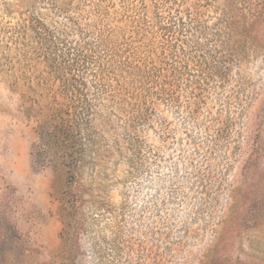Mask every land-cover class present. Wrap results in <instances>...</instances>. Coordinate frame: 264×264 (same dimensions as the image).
Masks as SVG:
<instances>
[{
  "label": "rangeland",
  "instance_id": "obj_1",
  "mask_svg": "<svg viewBox=\"0 0 264 264\" xmlns=\"http://www.w3.org/2000/svg\"><path fill=\"white\" fill-rule=\"evenodd\" d=\"M260 22L264 0H0V264H264ZM71 75L66 137L45 118Z\"/></svg>",
  "mask_w": 264,
  "mask_h": 264
},
{
  "label": "trees",
  "instance_id": "obj_2",
  "mask_svg": "<svg viewBox=\"0 0 264 264\" xmlns=\"http://www.w3.org/2000/svg\"><path fill=\"white\" fill-rule=\"evenodd\" d=\"M171 20L180 21V18H172ZM254 22V24H256L258 19ZM260 25L264 28V22H260ZM61 57L64 61L65 56L63 55ZM67 68L69 71L68 74L76 70L71 69L69 66ZM59 69L62 71V73H65L67 70L65 68ZM75 76L71 75L70 79H62L60 84H57V89L54 92V104L48 108L46 112L48 117L45 118L50 128H58V130L63 132L66 137L69 136L70 130L77 123L75 117L80 115V113H83V115H88L90 109L87 107V105L85 106V100L82 98V96L85 94L84 87H82L80 82L75 80ZM72 117H74V119H72ZM39 124H42L40 120H38V128Z\"/></svg>",
  "mask_w": 264,
  "mask_h": 264
}]
</instances>
